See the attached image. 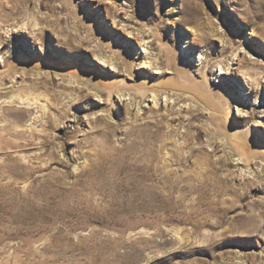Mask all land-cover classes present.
I'll list each match as a JSON object with an SVG mask.
<instances>
[{"label": "rangeland", "instance_id": "1", "mask_svg": "<svg viewBox=\"0 0 264 264\" xmlns=\"http://www.w3.org/2000/svg\"><path fill=\"white\" fill-rule=\"evenodd\" d=\"M1 2L0 264H264V0Z\"/></svg>", "mask_w": 264, "mask_h": 264}, {"label": "bare ground", "instance_id": "2", "mask_svg": "<svg viewBox=\"0 0 264 264\" xmlns=\"http://www.w3.org/2000/svg\"><path fill=\"white\" fill-rule=\"evenodd\" d=\"M2 2H1V0H0V4H1ZM148 64V63H147ZM259 72H257L256 74H258ZM258 75H260V73L258 74ZM157 96L158 95H155L154 97H156L157 98ZM26 98V97H25ZM24 97H22V99L23 100H26V101H29V98H27V99H25ZM169 99V98H168ZM30 102V101H29ZM156 103H157V101H156ZM168 130H170V129H168ZM150 131V130H149ZM165 132H167V131H165ZM182 132V131H181ZM142 133V132H141ZM159 133H160V131H159ZM155 134L156 135V137L158 138L159 137V135L160 134ZM174 132H168V136L167 137H171L172 138V136H176V137H178L180 140L182 139H185V135L186 134H183V133H179V132H177V134L176 133H174ZM149 134V133H148ZM153 134V133H152ZM165 134V133H164ZM145 135V134H144ZM161 136H163V135H161ZM165 136V137H166ZM143 137V136H142ZM148 137V136H147ZM150 137V136H149ZM231 137L233 138V139H235L236 141H237V143H239V144H242V140L240 139V137H239V133H237L234 129L231 131ZM155 138V137H154ZM142 139V138H141ZM162 139V138H161ZM170 138H165V139H162V142H161V144L162 145H160V146H162L163 147V151H166V150H169V149H171V147L170 146H172L173 145V143H170V140H169ZM146 140V139H145ZM150 140V139H149ZM180 140H176V144L180 141ZM186 140V139H185ZM150 142H152V141H150ZM159 142V141H158ZM174 142H175V140H174ZM146 143V142H145ZM144 143V144H145ZM180 143H181V141H180ZM183 143H184V141H183ZM182 143V144H183ZM186 143V142H185ZM137 144V143H136ZM140 144H141V141H140ZM143 144V143H142ZM147 144H149V142L147 143ZM147 144H145V145H147ZM181 145V144H180ZM179 145V146H180ZM243 145V144H242ZM138 146V145H137ZM136 146V147H137ZM142 146H144V145H142ZM175 146V145H174ZM174 146H173V148H174ZM148 147V146H147ZM176 147V146H175ZM177 147H178V145H177ZM138 148V147H137ZM151 148V147H150ZM172 148V149H173ZM180 148V147H179ZM164 149H166V150H164ZM152 150V149H151ZM151 150H149V151H151ZM180 150V149H179ZM145 151H147V150H145ZM144 151V152H145ZM171 151H174V150H171ZM138 152V151H137ZM143 152V151H142ZM146 153V152H145ZM148 153V152H147ZM146 153V154H147ZM151 153V152H150ZM164 153H167V152H164ZM179 153V152H178ZM167 156V155H166ZM177 156V155H176ZM180 156H181V154H180ZM153 157V156H152ZM170 157H171V155H170ZM169 157V158H170ZM173 157V156H172ZM179 157V156H178ZM166 158V157H165ZM182 158V157H181ZM171 159V158H170ZM169 159V160H170ZM179 160V159H178ZM207 161V160H206ZM169 163V162H168ZM203 163H204V161H203ZM203 165V164H202ZM205 165V164H204ZM165 166V165H164ZM163 167V166H162ZM6 168V170L8 169V167H5ZM159 168V167H158ZM209 168V167H208ZM207 167H202V169L197 173V179L199 180V183H204L208 178H210V171H209V169H208ZM162 170V169H161ZM167 170V169H166ZM169 171V170H168ZM162 172V171H161ZM171 172H172V170L169 172V174L171 175ZM212 172V171H211ZM173 173V172H172ZM11 175H14V176H12L11 177V179H17V174H11ZM192 178V177H191ZM194 178V177H193ZM194 179H196V178H194ZM192 180V179H191ZM192 184H193V182H191ZM190 183V184H191ZM187 188H189V187H187ZM191 188V187H190ZM198 189V188H197ZM196 188H191L190 189V191L191 192H196V190H197ZM187 190V189H186ZM181 192H183V191H185V189L184 190H180ZM180 192V193H181Z\"/></svg>", "mask_w": 264, "mask_h": 264}]
</instances>
